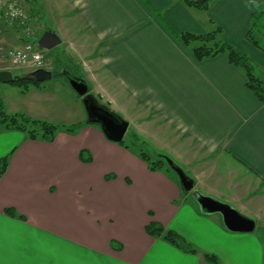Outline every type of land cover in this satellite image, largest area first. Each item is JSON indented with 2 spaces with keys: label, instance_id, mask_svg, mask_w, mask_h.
<instances>
[{
  "label": "crops",
  "instance_id": "0c3cea01",
  "mask_svg": "<svg viewBox=\"0 0 264 264\" xmlns=\"http://www.w3.org/2000/svg\"><path fill=\"white\" fill-rule=\"evenodd\" d=\"M31 6H38L45 30V18L53 22L65 46L60 59L68 56L91 92L129 127L148 130L194 186L184 191L169 170H150L134 147L83 124L84 105L67 85L33 86L24 95L40 110L30 107V116L83 125L61 129L52 142L0 130V158L10 154L0 177V264H213L206 254L219 264H264V103L226 54L198 60L178 37L221 28V38L246 52L264 79V51L246 38L264 0H212L205 10L182 0H33ZM3 102L8 113H19ZM196 192L254 220V230L228 229L220 213L200 206ZM152 221L196 252L150 235Z\"/></svg>",
  "mask_w": 264,
  "mask_h": 264
},
{
  "label": "trees",
  "instance_id": "16d2710c",
  "mask_svg": "<svg viewBox=\"0 0 264 264\" xmlns=\"http://www.w3.org/2000/svg\"><path fill=\"white\" fill-rule=\"evenodd\" d=\"M188 6L195 7L198 9H208L212 0H182ZM264 27V8H261L258 12L252 15V27L246 34V38L264 51V40L257 36L258 31H261L260 28ZM221 28H217L215 31L207 33L205 35H197L190 32H183L178 35V37L188 46H192V51L195 57L198 60H204L206 58L214 57L220 53H224L227 55L229 62L241 68L246 76V85L247 87L254 93V95L258 98V100L264 103V79L259 75V68L258 66L250 59L249 55L244 52L242 49L232 46L229 43L225 42L221 38ZM59 59V63H63V69L66 71L67 74L62 73L65 75L64 77L66 80H63V84H66L77 96L76 92L70 86V78L76 75L75 66L71 62V60ZM69 61V62H68ZM66 62L71 64L74 68L72 69L71 66L66 65ZM71 69H68L70 68ZM59 75V74H57ZM56 76V73L53 74V77ZM85 82L89 83L87 80ZM13 84L17 85L21 88V92L23 94L27 93L31 87L33 86H40L45 82H41L36 80L35 78L23 75H15V79L12 81ZM89 91L91 92L90 86ZM94 97L101 103L99 100L100 96H97L92 93ZM80 97V96H78ZM102 104V103H101ZM106 106L109 110L113 111L109 106V103L102 104ZM114 112V111H113ZM116 113V112H115ZM120 116L118 113H116ZM83 124H87V121ZM83 124H77L72 126H60L54 124L52 122L37 119L27 115L25 113H8L5 109L4 102L0 98V130L7 129V130H18L23 132L28 139L31 140H46V141H54L58 131L61 129H65L69 132L76 131L77 128L81 127ZM130 142L133 146L137 148H143V146H149L147 148V152H144L142 149L139 151V156L148 164V167L152 171L162 170L165 166L167 170L172 171V168L168 165L165 158L159 155V152L155 150L151 145L148 143L139 144L135 141L134 138H131ZM120 143L126 144L127 147L130 145L126 143L125 140L121 141ZM81 158L85 156L84 151L80 154ZM168 156V155H167ZM87 160H91L88 158ZM10 161V154L5 155L4 157L0 158V177L4 175L7 171ZM6 213L12 216H15V211L13 209H6ZM147 232L152 236H160L163 237L169 243L175 245L176 247L180 248L185 252H196V249L189 243L184 237H182L177 232L171 229H165L160 223L152 221L146 226ZM205 257L211 261L213 264H219L218 259L213 254H206Z\"/></svg>",
  "mask_w": 264,
  "mask_h": 264
},
{
  "label": "water",
  "instance_id": "95a60500",
  "mask_svg": "<svg viewBox=\"0 0 264 264\" xmlns=\"http://www.w3.org/2000/svg\"><path fill=\"white\" fill-rule=\"evenodd\" d=\"M61 42L60 36L55 31L47 30L39 39L38 47L41 50H51L59 46ZM26 76L46 82L53 78V73L45 69H37L28 72ZM14 79L15 76L12 71L0 70V84L11 83ZM70 86L77 96H80L82 99L87 113V124L99 126L110 141L117 143L123 141L129 128V122L99 103L96 97L90 93L89 86L83 77L75 75L73 78H70ZM159 155L163 156L172 170L178 174L182 189L190 192L193 189L194 182L185 174L184 170L169 156L161 153ZM194 196L206 212L220 213L228 229L239 232H251L254 230V220L239 213L229 204L199 192H196Z\"/></svg>",
  "mask_w": 264,
  "mask_h": 264
},
{
  "label": "rangeland",
  "instance_id": "374dc122",
  "mask_svg": "<svg viewBox=\"0 0 264 264\" xmlns=\"http://www.w3.org/2000/svg\"><path fill=\"white\" fill-rule=\"evenodd\" d=\"M32 1H31V3H32ZM31 17L33 18V21L35 22V28H36L35 38H38L43 33V31H46L45 25L42 22L41 15L39 13L38 6L35 8V10L31 9ZM45 24H46V27L48 30H52V31L55 30V26H54L53 22L50 20V17L45 18ZM0 29H1V31H0V68L9 67L8 70H12L14 76L15 75H19V76L26 75L28 72H30L28 70V68L15 66L10 60L11 50L15 46L18 45V42L20 39L19 34L17 32H15V30L5 26L4 24H0ZM64 47H65L64 45L60 44L59 46H57L51 50H46V49L41 50V52L44 56L45 69L48 71H51L53 74L56 73V76H54V78L50 79V80H57L58 82H63V80H66V78L64 77L65 75H62L63 63L62 64L59 63L60 56L62 55L60 53V51L62 49H64ZM67 60H71V59H69V57L66 56V61ZM69 63H72V62H69ZM69 63L66 62V65L71 66V64H69ZM71 67L68 69H71ZM80 68H81V66H80ZM72 69L74 70L73 67H72ZM80 72H81V69H80ZM57 74H59V75H57ZM78 76H80V75H78ZM52 84L54 85L57 83H52ZM30 97H31V95H29L28 97H25V95L21 92V88L15 84H13L12 82L0 84V98L2 100H4V99L6 100L7 108L11 107V109L18 111L19 113L24 112L25 114L29 115L27 112V109L29 110L30 107H33L34 110H32L33 111L32 113H36L37 110H40V108L38 106L39 102L32 101ZM99 101L102 104H105L102 101V99ZM109 106H110V104H109ZM116 113H118V112H116ZM118 114L121 115L120 113H118ZM31 117H34V116H31ZM34 118H36V117H34ZM37 119H42V118L37 117ZM131 138H134L135 141H137V143H139V144L148 143V145H151L159 153L168 155V152L166 149L157 148L156 144L151 142L150 132L148 130H147V132H143V133L141 132L140 133V132H136L134 130L133 126H130L127 130V133H126L125 139H124L126 141V143H128L130 146L135 148V151H140V149H142L144 152H147V148L150 149L149 146L144 145L143 148L139 149L136 146L132 145V143L130 142ZM168 156L172 157V155L170 153ZM175 163L178 164L182 168L181 163H179L178 161ZM163 169L167 170V168L165 166L163 167ZM168 173H170V175L176 177L179 180V176L176 172L168 171Z\"/></svg>",
  "mask_w": 264,
  "mask_h": 264
},
{
  "label": "built area",
  "instance_id": "2783aa9c",
  "mask_svg": "<svg viewBox=\"0 0 264 264\" xmlns=\"http://www.w3.org/2000/svg\"><path fill=\"white\" fill-rule=\"evenodd\" d=\"M32 0H0V24L19 34L18 45L11 50V62L30 70L45 68L44 56L35 38V22L31 17ZM1 31V29H0Z\"/></svg>",
  "mask_w": 264,
  "mask_h": 264
},
{
  "label": "flooded vegetation",
  "instance_id": "af4514ba",
  "mask_svg": "<svg viewBox=\"0 0 264 264\" xmlns=\"http://www.w3.org/2000/svg\"><path fill=\"white\" fill-rule=\"evenodd\" d=\"M62 73L67 74L66 71L63 69Z\"/></svg>",
  "mask_w": 264,
  "mask_h": 264
}]
</instances>
